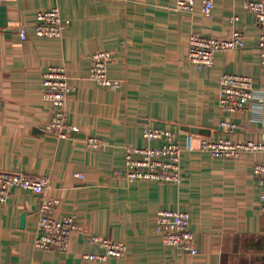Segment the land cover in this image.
Wrapping results in <instances>:
<instances>
[{
    "label": "crops",
    "instance_id": "obj_1",
    "mask_svg": "<svg viewBox=\"0 0 264 264\" xmlns=\"http://www.w3.org/2000/svg\"><path fill=\"white\" fill-rule=\"evenodd\" d=\"M52 5L64 21L61 36H36V13ZM19 27L26 31L24 41ZM232 29L243 32L242 47L216 51L210 68L189 63L191 33L226 38ZM257 39L243 0H214L209 17L199 2L192 11H180L175 0L0 4V170L47 178L46 194L59 200L54 216L69 215L83 227L71 234L65 253L34 249L39 199L13 187L0 202V264H264V213L252 175L264 151L218 158L199 148L202 138L264 142V66ZM100 50L113 52L107 76L120 82L116 90L89 78V56ZM50 66H62L74 88L66 121L79 130L70 138L45 131L52 111L42 97L41 75ZM223 73L251 77L257 96L242 111L219 108ZM223 121L242 129L227 133ZM146 126L176 134L179 184L124 178L125 147L158 144L143 137ZM87 136L98 137L101 148L86 150ZM160 209L189 212L197 254L163 245L155 230ZM86 233L123 241L125 254L83 259L85 252H100L87 243Z\"/></svg>",
    "mask_w": 264,
    "mask_h": 264
},
{
    "label": "built area",
    "instance_id": "obj_2",
    "mask_svg": "<svg viewBox=\"0 0 264 264\" xmlns=\"http://www.w3.org/2000/svg\"><path fill=\"white\" fill-rule=\"evenodd\" d=\"M5 0H0V4ZM201 5V13L209 17L212 13L214 0H175V8L180 11H192L195 3ZM245 10L253 14L258 27L257 46L260 62L264 66V0H243ZM237 17H231L234 22ZM64 21L59 15V8L52 5L48 9L39 10L35 15L34 33L36 36L60 37ZM19 38L26 39L23 27L18 29ZM243 32L232 29L226 38H215L191 33L188 37L187 60L197 69L210 68L216 51L242 47ZM113 59V52L100 50L89 56V78L102 88L116 90L120 82L107 76V65ZM42 97L50 103L51 118L45 131L59 138H70L79 128L66 121L65 105L70 93L74 90L68 82L65 69L62 66H50L41 75ZM218 106L227 112H238L247 108L251 100L257 96L251 77L241 74L223 73L218 79ZM264 105V103H263ZM262 124L264 125V107ZM225 132L242 129L235 122H221ZM143 137L156 140L157 145L126 146L123 158V175L127 181H152L157 183L180 182L181 147L176 134L169 129L146 126ZM83 144L88 151H97L102 142L96 136H87ZM199 148L207 151L213 157L236 158L241 153L264 151V142L251 140L233 142L227 137L217 140L202 138ZM252 175L260 189V207L264 213V161H257L252 166ZM75 177L82 178L80 173ZM48 179L29 176L21 172L0 170V202L7 200L13 187L30 191L38 197L37 217L35 221V236L33 248L65 253L69 247V239L74 232H83V227L74 221L73 217L63 215L59 218L54 212L59 204L57 198L49 197L45 190ZM190 214L186 210L160 209L155 214V230L163 245L178 248L181 252L195 255L193 233L190 229ZM86 241L100 252H85L82 258L89 261H105L109 258H121L126 252L123 241L112 240L109 237L86 233Z\"/></svg>",
    "mask_w": 264,
    "mask_h": 264
},
{
    "label": "water",
    "instance_id": "obj_3",
    "mask_svg": "<svg viewBox=\"0 0 264 264\" xmlns=\"http://www.w3.org/2000/svg\"><path fill=\"white\" fill-rule=\"evenodd\" d=\"M24 223H25V213H21L20 218H19V226L23 227Z\"/></svg>",
    "mask_w": 264,
    "mask_h": 264
}]
</instances>
